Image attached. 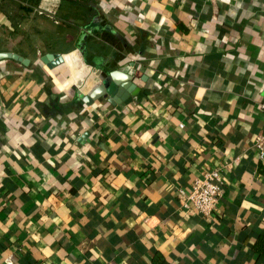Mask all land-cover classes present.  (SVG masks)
Here are the masks:
<instances>
[{
	"label": "crops",
	"instance_id": "0c3cea01",
	"mask_svg": "<svg viewBox=\"0 0 264 264\" xmlns=\"http://www.w3.org/2000/svg\"><path fill=\"white\" fill-rule=\"evenodd\" d=\"M83 36L131 104L45 69ZM0 53V264H264V0H0ZM229 164L213 217L180 207Z\"/></svg>",
	"mask_w": 264,
	"mask_h": 264
},
{
	"label": "water",
	"instance_id": "95a60500",
	"mask_svg": "<svg viewBox=\"0 0 264 264\" xmlns=\"http://www.w3.org/2000/svg\"><path fill=\"white\" fill-rule=\"evenodd\" d=\"M84 39L83 36L76 54L42 56L41 61L45 69L50 71L63 64L69 65L73 75L71 82L75 84L76 93L88 105L99 100H106L115 106L131 104L141 91L135 78L137 75L135 64L128 63L115 71H110L108 67L95 62L89 64L85 60ZM0 59H14L28 64L24 58L13 53H0Z\"/></svg>",
	"mask_w": 264,
	"mask_h": 264
},
{
	"label": "built area",
	"instance_id": "2783aa9c",
	"mask_svg": "<svg viewBox=\"0 0 264 264\" xmlns=\"http://www.w3.org/2000/svg\"><path fill=\"white\" fill-rule=\"evenodd\" d=\"M259 110L264 116V102L260 103ZM180 127L183 128L184 125L181 124ZM254 149L259 157L264 160V132L256 136ZM228 166L230 164L203 170L194 179L189 190L179 189L180 207L190 214L200 215L206 219L213 217L218 211L224 194V173Z\"/></svg>",
	"mask_w": 264,
	"mask_h": 264
},
{
	"label": "trees",
	"instance_id": "16d2710c",
	"mask_svg": "<svg viewBox=\"0 0 264 264\" xmlns=\"http://www.w3.org/2000/svg\"><path fill=\"white\" fill-rule=\"evenodd\" d=\"M29 1L32 2V0H29ZM254 249L257 253L264 256V235L257 241Z\"/></svg>",
	"mask_w": 264,
	"mask_h": 264
}]
</instances>
